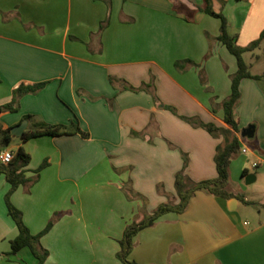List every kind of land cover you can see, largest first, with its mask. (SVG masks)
Wrapping results in <instances>:
<instances>
[{
    "label": "crops",
    "instance_id": "obj_1",
    "mask_svg": "<svg viewBox=\"0 0 264 264\" xmlns=\"http://www.w3.org/2000/svg\"><path fill=\"white\" fill-rule=\"evenodd\" d=\"M110 1L109 12L106 0H0V107L21 85L47 83L38 94L24 96L18 112L1 111L0 128L31 115L48 124L77 121L90 134L89 139L38 137L25 143L15 137L18 142L7 148L23 147L30 155L27 177L48 162L37 183L11 196L34 235L59 215L41 239L49 251L44 264H98L111 258L128 225L161 204L178 202L175 178L184 155L193 181L218 175L214 158L222 139L158 107L148 92H119L110 77L136 88L151 83L159 100L178 115L228 128L220 104L231 93L237 63L217 41L220 20L198 10L203 0ZM212 6L226 17L241 47L264 30V0H212ZM184 60L200 67L188 65L179 72L175 63ZM200 70L208 78L206 86L198 78ZM253 75L262 78L241 82L236 109L241 149L230 164L227 188L234 197L196 193L183 214H166L136 235L132 261L264 264V73ZM250 125L253 138H242ZM95 174L118 193L122 215L105 219L84 206L80 181L87 184ZM127 182L147 199L146 207L127 200L122 192ZM158 185L171 198L158 193ZM10 188L0 174V264H35L25 249L5 256L18 235L5 203Z\"/></svg>",
    "mask_w": 264,
    "mask_h": 264
},
{
    "label": "trees",
    "instance_id": "obj_2",
    "mask_svg": "<svg viewBox=\"0 0 264 264\" xmlns=\"http://www.w3.org/2000/svg\"><path fill=\"white\" fill-rule=\"evenodd\" d=\"M204 5L198 10L213 17L221 22L220 35L217 37V41L221 43L227 51L236 59L237 71L235 74L230 76L231 79V93L227 99H225L220 107L223 111V120L228 128H220L214 124H206L200 121L196 117H185L178 115L174 107L164 105L156 95L153 85L151 83H143L140 87H133L123 80L110 77V83L113 87L121 91H132V92H148L152 95L154 102L160 108L170 111L172 114L190 124L195 128H202L206 130L212 137L216 139H222V142L216 148L215 164L217 170V178L214 180H207L202 182L193 181L187 174L186 168L188 164V158L184 155V165L181 171L176 174L175 178V190L178 202L168 201L167 203L159 205L156 210L147 216L141 222H133L128 225L124 231L123 238L120 243V251L117 253V258L123 264H137L134 261H129L128 257L134 248V238L136 235L147 228H151L155 223L164 215L169 213L183 214L192 198L198 192H206L212 196L220 197L224 199L234 197L233 194L229 193L227 188L230 182V164L234 159L235 155L240 152V143L238 134L240 133L238 123L236 121V109L240 102L241 92L240 85L244 79L260 80L262 76L253 75L250 72V66L244 61V54L247 52H254L258 49L261 43L264 41V30L260 34L259 38L249 44L246 47H241L237 44L236 36L231 35L228 30V21L222 13H217L213 10L212 0H203ZM108 10H111V1L106 0ZM109 19L104 21L100 26V31L105 29L108 25ZM211 54L207 56L210 57ZM188 65L195 66L197 68L200 65L193 63L190 60L178 61L175 63V67L179 72H185ZM203 83L205 81V75L203 70L199 71ZM47 83H38L34 85H21L13 93V99L10 103L0 107L2 112H18L20 110V100L27 95H36L46 87ZM118 85H120L118 87ZM215 110V109H214ZM23 120L28 121V127L20 138L22 143H25L31 139L38 137H60L79 135L83 139H89L90 134L83 131L77 121H73L69 124H48L45 122H38L34 120V116L27 115ZM132 136L143 137V133L132 132ZM14 136L11 134V128L2 129L0 128V152L4 149L9 148L12 145ZM13 160L8 165L0 164V174H4L7 182L11 188L5 196V203L8 210V215L14 220L18 235L10 242L11 250L8 256L17 255L23 249H29L33 257L36 259L37 264H44L49 257V251L41 245V239L52 229V227L59 220V215L49 221L43 231L34 235L30 232L29 228L24 222L23 213L16 208L11 202V196L22 186H31L38 182L41 171L47 167L48 162L45 161L35 172L34 177H27V167L30 164V155L19 147L13 151ZM246 175V171L243 172ZM122 190L129 200H143L145 197L135 193L131 187V183H124ZM158 192L164 196L171 198L166 194L161 187H158Z\"/></svg>",
    "mask_w": 264,
    "mask_h": 264
},
{
    "label": "rangeland",
    "instance_id": "obj_3",
    "mask_svg": "<svg viewBox=\"0 0 264 264\" xmlns=\"http://www.w3.org/2000/svg\"><path fill=\"white\" fill-rule=\"evenodd\" d=\"M245 63L250 66V72L252 74H262L264 73V41L261 43L260 47L256 49L254 52H247L243 56ZM235 61V58H233ZM205 77L206 83H203L200 78H202L198 72V78L200 80V83L204 86L208 83V78L206 75H203V78ZM207 90V88H206ZM13 142L17 143L18 140H14ZM240 152L235 155L239 156ZM234 157V158H235ZM35 172V171H34ZM158 187H161L158 185ZM157 187V191H158ZM80 190L81 193L85 195V198L87 197V201L85 200V207H89V211L91 213H94L99 216L109 217L110 215H122L124 213L123 207H122V201L121 203L118 202L116 196L117 194L114 191L113 187H109L105 184L104 180H98L97 174L94 175V178L89 180V183L86 184L85 181H80ZM123 192V191H122ZM159 193V192H158ZM125 195V193L123 192ZM126 197V195H125ZM127 198V197H126ZM146 199V198H145ZM130 201L129 199H127ZM131 201H135L137 203H141L142 207H146L147 199L145 201L134 199ZM86 208V210H87ZM135 221V220H134ZM103 220L100 219L99 223H102ZM132 224V223H131ZM123 238V236H122ZM122 240V239H121ZM120 240V241H121ZM119 241V242H120ZM118 247V251L114 253L111 258L106 259V261L98 263V264H123L118 258L117 253L120 251V243ZM135 244V243H134ZM27 253H29L31 259L37 264L36 259L33 257L29 249H25ZM5 256H8L6 254ZM16 255H11L10 257H15ZM129 261H132L129 259Z\"/></svg>",
    "mask_w": 264,
    "mask_h": 264
},
{
    "label": "water",
    "instance_id": "obj_4",
    "mask_svg": "<svg viewBox=\"0 0 264 264\" xmlns=\"http://www.w3.org/2000/svg\"><path fill=\"white\" fill-rule=\"evenodd\" d=\"M1 113V110H0ZM28 127V121L24 120L20 124L11 127V134L16 138H21ZM255 127L253 125L241 131L242 138L251 139L254 136Z\"/></svg>",
    "mask_w": 264,
    "mask_h": 264
},
{
    "label": "built area",
    "instance_id": "obj_5",
    "mask_svg": "<svg viewBox=\"0 0 264 264\" xmlns=\"http://www.w3.org/2000/svg\"><path fill=\"white\" fill-rule=\"evenodd\" d=\"M243 153H246V150H242ZM14 157V153L12 150L10 149H4L0 152V164L1 165H8ZM254 167H256L257 165L254 164Z\"/></svg>",
    "mask_w": 264,
    "mask_h": 264
}]
</instances>
